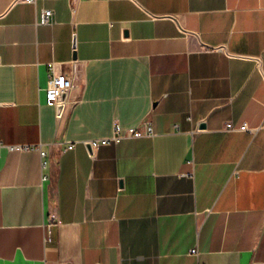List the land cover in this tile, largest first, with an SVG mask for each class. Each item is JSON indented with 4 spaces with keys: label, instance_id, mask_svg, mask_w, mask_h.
Returning a JSON list of instances; mask_svg holds the SVG:
<instances>
[{
    "label": "crops",
    "instance_id": "crops-1",
    "mask_svg": "<svg viewBox=\"0 0 264 264\" xmlns=\"http://www.w3.org/2000/svg\"><path fill=\"white\" fill-rule=\"evenodd\" d=\"M0 264H264V0H0Z\"/></svg>",
    "mask_w": 264,
    "mask_h": 264
},
{
    "label": "built area",
    "instance_id": "built-area-1",
    "mask_svg": "<svg viewBox=\"0 0 264 264\" xmlns=\"http://www.w3.org/2000/svg\"><path fill=\"white\" fill-rule=\"evenodd\" d=\"M25 2L33 3L35 0H23ZM51 9H41L38 14V23L48 24L50 19H52ZM75 66L62 62H51L48 65V80L46 85V96L48 102L53 105L55 109V116L57 119H61L65 111L70 105L73 104V100H69L68 94L70 90L75 86ZM150 118H144L141 123L135 128H122L119 123H114L112 133L110 136L94 138L83 143L89 147L90 155L93 154L94 149L102 145H107L110 143L117 144L124 138H135L143 136H152L153 128ZM203 129L196 128V132H201ZM225 131H250L254 132L255 128H251L246 122H242L238 125H234L231 121H227L224 125ZM27 148V146H24ZM68 148H72L69 145ZM40 155L44 156L45 152L43 150L39 151ZM187 163H192V161H187ZM41 165H44L42 163ZM196 248L190 249V253H195Z\"/></svg>",
    "mask_w": 264,
    "mask_h": 264
},
{
    "label": "water",
    "instance_id": "water-1",
    "mask_svg": "<svg viewBox=\"0 0 264 264\" xmlns=\"http://www.w3.org/2000/svg\"><path fill=\"white\" fill-rule=\"evenodd\" d=\"M73 57L75 58L76 56L73 55Z\"/></svg>",
    "mask_w": 264,
    "mask_h": 264
}]
</instances>
